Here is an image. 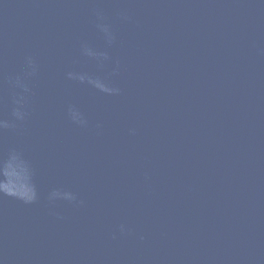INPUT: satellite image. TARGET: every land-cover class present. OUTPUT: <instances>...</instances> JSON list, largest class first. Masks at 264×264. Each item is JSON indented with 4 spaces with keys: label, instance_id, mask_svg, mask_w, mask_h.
I'll return each mask as SVG.
<instances>
[{
    "label": "water",
    "instance_id": "water-1",
    "mask_svg": "<svg viewBox=\"0 0 264 264\" xmlns=\"http://www.w3.org/2000/svg\"><path fill=\"white\" fill-rule=\"evenodd\" d=\"M0 122V264H264V0H0Z\"/></svg>",
    "mask_w": 264,
    "mask_h": 264
},
{
    "label": "clouds",
    "instance_id": "clouds-1",
    "mask_svg": "<svg viewBox=\"0 0 264 264\" xmlns=\"http://www.w3.org/2000/svg\"><path fill=\"white\" fill-rule=\"evenodd\" d=\"M88 54L91 55L92 53L89 52ZM27 64H28V66L30 68V72L28 73V75L29 76L30 75H34L35 72H36L35 62L31 58H28ZM69 78L70 79H76V78H78L81 82H83L86 79V77L83 76V75L77 77V76H75L72 73H69ZM15 86L24 88L25 91H28L26 85L20 79H17L15 81ZM15 103L18 105V107L15 108L13 115H14V117H15L16 120L23 121L25 119L26 113L22 110V107L23 106L21 104V100H16ZM78 117H79L78 114H74V118H78ZM14 126H15L14 124H9L7 122H0V128H9V127H14Z\"/></svg>",
    "mask_w": 264,
    "mask_h": 264
}]
</instances>
